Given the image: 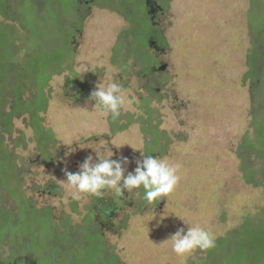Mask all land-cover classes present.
I'll return each instance as SVG.
<instances>
[{
	"label": "rangeland",
	"instance_id": "obj_1",
	"mask_svg": "<svg viewBox=\"0 0 264 264\" xmlns=\"http://www.w3.org/2000/svg\"><path fill=\"white\" fill-rule=\"evenodd\" d=\"M98 1L89 7L80 2V9L83 7L87 14L73 20L76 24L80 21V25L78 29L72 28V54L62 63L64 70L52 74L45 87L47 103L40 114L41 124L53 135L47 156L27 125V115L14 118L11 136L0 138V155L6 151L13 156L16 176L22 179L20 189L29 205L50 209L59 231L64 226L63 216L67 215L70 224L78 227L69 228V232L76 231L77 237H81L79 228L86 211H92V206L96 209V219L101 224L98 231L83 229L82 234H90L86 247L78 238L73 241L67 264H97L98 260L115 264V256L126 264L219 261L216 255L208 256V250L196 249L184 255L173 251L170 236L180 227L186 231L195 225L209 231L215 240L225 237L231 242L228 238L234 236L232 243L236 245L232 251L221 253L225 261L222 264L231 263L237 249L250 240L246 228L239 232V239L235 228L248 218L264 221V184H252L254 179L263 180L264 164L255 152L248 155L250 162H259L256 170H261L248 182L237 154L240 138L254 136L253 116H264V96L257 94L259 84L251 96L253 81H260L264 71L253 79L245 76L252 53L248 49L253 17L256 10L264 12L263 0H155L161 13L154 15L153 23L165 41L159 43L161 51H154L146 39L140 41L149 55L145 64L155 71L147 75L142 74L135 54L122 56L125 45L120 56L113 54L118 43L126 42L127 22L112 7H121L125 1ZM127 1L140 11L144 38L151 29L147 8L143 0ZM16 8L13 3L12 11ZM0 20L12 24L16 39L13 52L16 51L15 58H22L30 51L26 48L28 32L14 20L2 16ZM259 30L264 35V15L260 16ZM261 60L262 56L255 63L260 65ZM163 72L167 77L160 82ZM113 80L123 86L126 97L115 119L100 116L94 108L95 100L90 99L96 86H106ZM152 86L157 89L155 93ZM18 138L21 142L15 145ZM154 138L157 142L152 141ZM105 147L113 152L111 159L128 158L129 172L141 155L179 164V183L169 196L153 204L143 198L142 189L125 191L123 195L105 189L99 197L81 194L80 199H74L63 183L64 170L77 172L88 155L94 161L97 159L96 152L109 156ZM3 206L13 208L15 204L9 199ZM112 207L113 213L104 218ZM41 224L47 228L38 229L35 238L48 251H36L33 261L54 264L56 257L51 254L60 251L68 241L59 242L61 247L55 246L52 241L58 236H51L46 222ZM22 239L29 245L28 235ZM11 243L9 248L14 244ZM7 254L10 252L5 249L0 252L3 257ZM14 261L24 263L19 257Z\"/></svg>",
	"mask_w": 264,
	"mask_h": 264
},
{
	"label": "trees",
	"instance_id": "obj_2",
	"mask_svg": "<svg viewBox=\"0 0 264 264\" xmlns=\"http://www.w3.org/2000/svg\"><path fill=\"white\" fill-rule=\"evenodd\" d=\"M124 1L125 5L112 7L114 10H118L119 14L127 22V27L124 31L126 42L122 45L118 43L113 54L115 57L120 56V50L125 45V52L122 56L128 57L129 54H135L134 58L142 65V74L153 73L155 71L151 70L150 65L148 63V66L145 64V62H148L149 55L142 44H140V41L142 42V39L147 40L150 36L158 43H164L165 39L161 34V30L152 26V24H150L151 29H148L149 33L143 38L141 34L143 23L140 21V11L134 7V4H130L131 2L123 0V3ZM13 3L17 6L15 11H12ZM262 3V6H264V0ZM81 6L77 0H0V16L5 20L16 21L21 28L28 32L29 44L26 48L30 50L22 58H15L16 51L13 52L15 47L13 42L16 39L14 38L13 26L0 20V138L5 135L11 136L14 118L27 115V125L33 130L34 137H36L37 143L41 146V152L47 156L48 143L53 139V135L50 129H46L41 124L42 116L40 114L45 111L47 103L45 87L52 74H59L64 70V64L62 63L66 61L69 53L72 54L71 35L74 32L72 28L78 29L77 27L80 25V21L76 24L73 20L77 18L83 19L87 14L83 7L82 10L80 9ZM261 15H264V12L260 9L256 10L252 23L254 27L251 25L252 32L250 31L252 38L248 52L251 51L253 53V58L252 53H250L248 58L250 60V63H248L249 71L245 76L250 75L252 79L262 70L264 71V64H262L264 61V41L262 36L264 35H260L261 31L259 30ZM147 16L149 18L150 15L147 14ZM149 20L151 22L150 18ZM155 28L157 31H155ZM261 56L263 61L261 60L262 62L259 65L255 62ZM160 74V82H164L167 73L163 72ZM262 74L264 75V72ZM258 84L259 91L257 94L264 96L262 92L264 77L260 81H253L252 86L254 85V89L251 90V96L255 89L257 91L255 87ZM152 89L153 93L157 91L154 86H152ZM81 92L83 93V90ZM144 101L146 102V100ZM263 117V115L261 117L253 116L252 124L250 123L254 132L253 138L243 135L237 147L240 169L247 175L248 182H251L253 176L255 177L261 171L256 170L259 162L257 160L255 163L250 162L248 155L255 152L258 155L257 158L260 159L261 165L264 164ZM152 141L157 142L155 138ZM20 142L21 138L16 139L15 145ZM1 144L2 142H0ZM2 154L4 155H0V183H2L0 188L2 187L4 191L0 189V228L2 229L0 234V252L5 249L10 254L4 257L0 256V264H19L20 262L14 261L15 257H19L24 262L23 264H38L33 261V258L38 253L36 251H44L45 249L48 251L44 243L35 238L37 236L35 233H37L38 229L47 228L41 224L43 222H46L47 226H49L48 229L50 228V231H52V237L54 235L58 236L59 239L52 241L55 246L61 247L59 242L68 241L63 248L61 247L60 251L58 249L56 253H49L56 257L54 264H67L70 260L68 251L72 248L73 241L78 238L80 243L84 245L83 247H86L87 238H89L90 234H82L83 229L98 231L97 226L101 224L91 214V208H88L82 219L83 225L79 228L81 237H77L78 233L76 231L74 233L69 232V228L76 230L75 227L77 226L70 224V219L67 215L63 216L64 226L62 231H59V227H56L53 222L50 209L45 207L35 208L29 205L28 199L20 189L22 179L16 176L17 171L13 163V156L6 151H3ZM261 178L263 180L257 181L254 179L252 184H264V175ZM9 199L13 201L15 207L4 208L3 205L7 204ZM70 204L75 206L73 201H70ZM262 212L264 214V207ZM88 214L91 215L89 219H87ZM245 228L250 240L246 245L237 249L235 258L229 264H245V261H249L248 264H264V221L248 218L245 223L240 224L234 230V234L237 235L238 239L240 238L239 232ZM27 235L31 242H29V245H27V241L24 242V239H22ZM226 237L228 238L229 236ZM30 238L34 239H31V241ZM101 239L102 243H104V239L102 237ZM228 239L231 242H228L225 237L215 240V247L208 250V256L216 255L219 261H213L210 264H222L221 261L225 263L221 253H229L236 245V242L232 243L233 239H235L234 236ZM10 243L13 244L11 248H9ZM47 243H51V241H47ZM216 250L218 254H215ZM95 256L98 257L97 255ZM114 259L116 261L115 264H126L116 256ZM204 261L209 264L206 259ZM206 263L200 262L199 264ZM97 264L107 263L98 260Z\"/></svg>",
	"mask_w": 264,
	"mask_h": 264
},
{
	"label": "clouds",
	"instance_id": "obj_3",
	"mask_svg": "<svg viewBox=\"0 0 264 264\" xmlns=\"http://www.w3.org/2000/svg\"><path fill=\"white\" fill-rule=\"evenodd\" d=\"M123 93V86L113 80L106 86H96L90 99L95 100L94 108L99 110L100 116L107 118L110 115L115 119L119 117L125 103L126 97ZM104 151L109 156L103 157L96 152L97 159L94 161L93 156L88 155L77 172L64 170L66 180L63 183L71 190L74 199H80L81 194L99 197L105 189L114 190L120 195L125 191L142 189L143 198L153 204L169 196L179 183V164H170L151 155H141L135 161L134 170L129 172L126 168L129 163L127 157L114 160L110 158L113 156L110 148L105 147ZM170 240L173 251L178 255L215 247V236L199 225L188 227L186 231L183 227L178 228L170 236Z\"/></svg>",
	"mask_w": 264,
	"mask_h": 264
},
{
	"label": "flooded vegetation",
	"instance_id": "obj_4",
	"mask_svg": "<svg viewBox=\"0 0 264 264\" xmlns=\"http://www.w3.org/2000/svg\"><path fill=\"white\" fill-rule=\"evenodd\" d=\"M79 3L81 2L83 5H87L88 7H89V5L90 4H96V0H77ZM108 1H115V0H108ZM97 2H99L98 0H97ZM85 3V4H84ZM143 3H144V7H146L147 8V12H148V14L150 15L149 16V18L151 19V24H152V26H154V27H156L155 25H154V23H153V19H154V15H157L158 13H161V8L158 6V4L156 3V1L155 0H143ZM85 5V6H86ZM86 6V7H87ZM155 31H157L156 30V28H155ZM148 41L150 40V44H149V46L154 50V51H161V50H163L162 48L163 47H161L160 45H159V43L155 40V39H153V37L152 36H150V37H148V39H147ZM152 49H150V50H152ZM114 208L115 207H112L109 211H107V212H105L104 213V218H106L107 219V217H109L112 213H113V211H114ZM92 213V215L94 216V218H96V209L94 208V206H92V211H91ZM103 221V220H102Z\"/></svg>",
	"mask_w": 264,
	"mask_h": 264
},
{
	"label": "water",
	"instance_id": "obj_5",
	"mask_svg": "<svg viewBox=\"0 0 264 264\" xmlns=\"http://www.w3.org/2000/svg\"><path fill=\"white\" fill-rule=\"evenodd\" d=\"M148 43L150 44V40L148 41ZM149 44H148V45H149Z\"/></svg>",
	"mask_w": 264,
	"mask_h": 264
}]
</instances>
